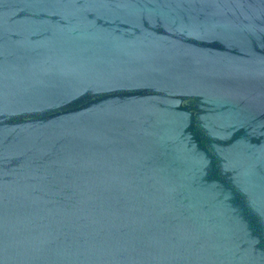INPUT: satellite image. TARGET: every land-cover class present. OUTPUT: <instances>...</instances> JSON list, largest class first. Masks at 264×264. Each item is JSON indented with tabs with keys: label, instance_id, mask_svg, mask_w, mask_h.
<instances>
[{
	"label": "water",
	"instance_id": "1",
	"mask_svg": "<svg viewBox=\"0 0 264 264\" xmlns=\"http://www.w3.org/2000/svg\"><path fill=\"white\" fill-rule=\"evenodd\" d=\"M0 264H264V0H0Z\"/></svg>",
	"mask_w": 264,
	"mask_h": 264
}]
</instances>
